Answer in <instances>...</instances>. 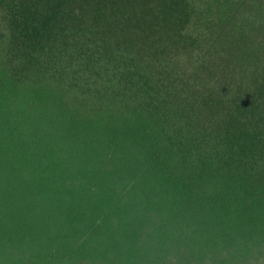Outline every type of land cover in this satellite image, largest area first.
Segmentation results:
<instances>
[{
    "label": "trees",
    "instance_id": "1",
    "mask_svg": "<svg viewBox=\"0 0 264 264\" xmlns=\"http://www.w3.org/2000/svg\"><path fill=\"white\" fill-rule=\"evenodd\" d=\"M0 264H264V0H0Z\"/></svg>",
    "mask_w": 264,
    "mask_h": 264
}]
</instances>
